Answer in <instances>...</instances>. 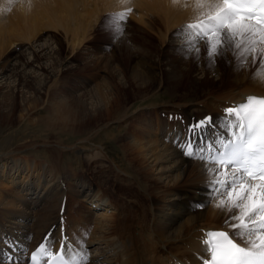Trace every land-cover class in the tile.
I'll return each mask as SVG.
<instances>
[{"label": "bare ground", "instance_id": "bare-ground-1", "mask_svg": "<svg viewBox=\"0 0 264 264\" xmlns=\"http://www.w3.org/2000/svg\"><path fill=\"white\" fill-rule=\"evenodd\" d=\"M133 1L127 0V3ZM136 1L147 12L142 26L150 32L165 28L164 33L160 31V44L166 43L164 55L144 54L139 45L133 49V36H114V48L104 57L107 74L99 75L98 79L91 78L93 84L89 87L84 81V95L71 97L70 102L65 101L66 90L59 94L65 89V82L58 84L56 76L70 63L69 56L61 55L63 44L56 35L53 38L49 34L52 36L49 40L53 42L43 43L42 30L48 27L54 34L59 31L65 43L70 44L71 53L81 51L83 43L90 40L93 22L98 19L95 17L99 13L97 10L124 9L127 3L124 0H19L12 12L0 19V119L15 117L17 107V117L24 119L47 104L45 115L32 122H42L47 127L57 120L66 123L72 118L73 123L80 126L96 116L105 118V124L91 129L88 137L119 122L117 136L109 132L105 135L111 140H122L119 147L129 166L120 168L110 160L105 181L112 175L115 177L113 183L136 187L129 191L134 195L143 193L148 207L139 211L140 206L137 210L133 204L124 206L104 194L99 184L85 182L84 172L76 171L70 164L59 163L64 149H89L85 144L88 137L73 145L52 144V161L48 165L20 155L22 150L35 149L37 144L33 142L1 152L0 251L22 257L23 264H27L30 251L50 234L58 249L62 229L74 244L77 239H87L92 261L101 260L103 264H202L199 257L206 256L201 244L204 231L226 229L225 220L230 214L215 207L211 189L206 184L208 177L204 163L186 156L178 143L188 137L190 125L208 116L217 126L207 130L208 135L214 137L223 131L219 124L225 108L241 102L248 95L264 96V80L253 77L259 64L252 63L249 57L247 66L239 68L231 50L211 63L203 53L196 57L182 50L183 36L178 32L173 35L175 37L170 34L179 25L182 28V24L195 19V0H176L175 3L173 0ZM31 4H36L35 8ZM60 9L73 10L72 16L68 19V14L61 15ZM76 10L80 17L76 16ZM89 17L93 22L87 21ZM43 20L49 24L43 26ZM177 36L180 37L178 42L174 40ZM12 37L26 38L32 44L27 48L17 47L19 49L15 51ZM199 47L202 51L207 49L202 42ZM23 52H28L35 64L25 60ZM42 60L48 63H41ZM129 81L134 84L139 99L165 86L176 91L184 85L192 102L181 98L166 101L162 105L180 110L168 111L165 115L152 105L148 114L138 110L132 118L127 107L122 105L119 92L129 85ZM206 85L208 89H201ZM75 87L74 93L83 88ZM69 91L73 93V88ZM158 134L164 135L159 138ZM102 150L99 148L95 155L104 153L107 156ZM147 186L149 190H146ZM73 195L77 202L75 210L83 208L85 202L87 210L95 213L94 226H89L88 220L82 221L80 211L77 212L80 216L74 219L68 218L72 213L65 215ZM87 230L92 231L87 233ZM93 244H96L94 249L91 248ZM0 264H8V261Z\"/></svg>", "mask_w": 264, "mask_h": 264}, {"label": "snow or ice", "instance_id": "snow-or-ice-1", "mask_svg": "<svg viewBox=\"0 0 264 264\" xmlns=\"http://www.w3.org/2000/svg\"><path fill=\"white\" fill-rule=\"evenodd\" d=\"M194 7L195 19L178 30L181 49L199 57L203 42L210 63L231 50L239 68L251 57L252 63L259 61L253 77L264 80V0H195ZM131 12L125 7L110 13L109 29L123 35ZM216 127L211 116L205 117L178 143L186 156L204 163L215 207L230 214L226 229L204 231L206 256L199 258L202 264H264V96L248 95L225 108L223 131L210 137L207 130ZM90 259L85 240L74 244L63 229L58 249L50 234L27 256L28 264H89ZM4 260L23 264L22 257L0 251Z\"/></svg>", "mask_w": 264, "mask_h": 264}, {"label": "rangeland", "instance_id": "rangeland-1", "mask_svg": "<svg viewBox=\"0 0 264 264\" xmlns=\"http://www.w3.org/2000/svg\"><path fill=\"white\" fill-rule=\"evenodd\" d=\"M13 1L15 2L13 3ZM18 1L19 0H0V15H1L0 19H2L1 17L3 15H4L3 17H6L9 13H11L15 3H18ZM28 2L30 3V1ZM34 5L36 4H31V6L35 8ZM132 5L135 8L133 7L134 9L128 16V19L124 25L123 34L129 37L133 36V39H131V42H132L131 45L133 46V49H135L134 46L136 47L137 45H139L141 51L144 54H150L153 56L157 54H160L161 56L164 55L163 53H164V48L166 47V43L164 45L160 43H161V35H162L161 33H164L165 28L163 27L162 30H159V31L155 30V31L150 32L149 29H147L144 25L142 26L141 24L144 21L145 14L147 12H144L142 5L138 3V1L134 0L133 2L127 3V5L123 7H129ZM113 9L111 8L108 10H104V9L102 10L101 8V10L100 9L97 10V12L99 13L95 12L97 13L95 14V17L97 16L98 18L96 19L94 17V19H96L95 22L92 21V17H89V19H87V21L89 22L92 21L95 25L92 29L90 40L83 43L82 45L83 47L81 51L76 50L77 52L75 51L71 53L70 52L71 49L68 48V45L70 44L65 43V40L62 39V35H60L61 33L59 31L56 32L57 34H54L53 30L48 27H46L47 28L46 30L44 29L42 30L41 32L42 37L40 38L45 39L43 43H45L46 41L48 43L53 42L49 40V38H52V36L50 35H53V38L56 35L58 39L60 38L63 44V52L61 53V55L63 57L69 56L68 62L70 63L67 65L66 69H64V71L63 70L60 71L56 75L58 84L62 85V83L65 82L63 83V85H65L64 86L65 89H61L59 92V94H61V93H65V90L67 91V93H65V95L67 96L65 98V101L70 102L71 97H77L76 95H81L83 91L86 89L85 88L86 86L89 87L91 86V84H93V79L91 78L98 79L99 75L103 76V74L104 75L107 74L108 72L107 67L106 66L104 67V62H105L104 57H107L108 56L107 54H111L114 48V45H113L114 43H112L113 39L115 38L114 36L123 37V35L118 36L109 29L107 22H106V18L108 17L110 13H116V12L124 10L125 8L124 9L119 8V9H114V10ZM60 11L62 10L60 9ZM72 11L73 10L67 11V12L62 11L61 15L66 13L68 14V19H69L72 16ZM81 12L84 13L83 10H81ZM78 13L80 12L76 10V14H77L76 16L80 17V14ZM187 23L188 22H185L184 24L181 23V24L183 26ZM48 24H49L48 21L43 20V26H47ZM74 25L75 24H73V26ZM138 25L139 26L141 25V28L138 27ZM179 29H181V25L177 27V30ZM177 30L174 31L173 34H170L171 32H169V34L171 35L170 37H175L173 35L177 34L178 32ZM12 38H14L12 39L13 41L12 47L15 51L16 49H19V48L20 49L23 47L27 48L30 44H32V41L30 42L26 38H18V37H12ZM178 39H180V37L178 36L177 38H174L176 42H178ZM161 47L163 50L161 49ZM87 50L89 51V53L88 52L86 53ZM206 51L207 49L203 51L201 50V53L207 56ZM23 56L25 60L29 61L30 63H34V58L33 57L31 58V55L28 52H23ZM101 59H103L104 61H100ZM97 61H100V63L96 64ZM258 62L259 61H257V64H259ZM41 63L47 64L48 62L42 60ZM115 63H117V60L115 61ZM198 64L199 66H201L200 62H198ZM85 78H88V79L85 80ZM84 81H86L85 82L86 86L84 84ZM75 86L83 87V88L74 93V91L77 90L75 89L76 88ZM69 88L71 89L73 88V93L72 91L71 92L69 91ZM201 89L205 90V89H208V87L207 85L202 86ZM172 90H173L172 88L165 86V87L158 89L157 91H154L149 96H145L139 99L138 98L139 96L137 95V90L134 84L131 81H129V85L126 88H124V90L122 88L119 89V92H120V97L122 99V105H124V107L125 106L127 107V111L130 112L129 115H131V117L133 118V115L138 110L139 112H144L148 114L149 110H152L149 108L152 105H155L156 109L158 108L157 111H162V112L164 111L165 115L167 114L168 111L174 113V111L180 110L179 108H173L172 106H169L168 104L162 105V103L166 101L167 102L176 101L177 99L181 98V99H184V101L192 102L191 100L192 97L190 94L187 93V89L184 85L179 86L176 91H172ZM43 97L45 98V94ZM85 97L88 98L89 96L86 95ZM46 105L47 104L41 105L38 111L35 110L31 112L27 117L25 116L24 119H19L17 117L18 107L17 109H15V112H16L15 117H12L10 120L4 119V118L0 119V153L12 151L16 147H19L20 145L24 144L25 142L27 144H32L33 142L37 144L35 145V147H33L35 149L22 150L23 152L22 153L20 152V155L28 156L29 158H34V160L35 159L36 161L39 160V162L43 161L45 162V164L48 165V164H51V161H52L51 151L52 149H54V148H51L52 144L54 143H57L58 145L76 144L77 141H80V140L82 141L83 139H86L88 137L87 134L91 129L94 130L100 127L101 125L105 124V118L101 119V117L99 116L93 117V119H90L89 122H86V121L83 122L80 126L77 125L75 121H74L75 123L74 124L72 118H71V121L67 119L66 123H62L61 121L59 123V121L57 120V122H55L51 126L47 124L48 125L47 127L43 126L42 122H37V121L32 122L31 120L45 115L44 110L46 109ZM142 107H145V108H142ZM198 110H199V107H198ZM198 110L196 111L193 110V111L198 112ZM165 115L161 114L162 117H165ZM124 124L125 122H123L122 125ZM109 126L110 127L107 126L106 128L99 130L97 133L94 132L90 134L91 136L88 137L89 139L85 144L89 146L91 149L89 148L87 150H81V149H71L70 150V147L67 149H64V152L61 153L62 158H60L59 163L64 166L70 164L71 166L75 168L76 171L84 172L85 174L83 176L84 177L83 180L85 182L87 183L92 182L94 184L95 183L99 184L98 187L102 189L104 194H106L110 198L114 197L112 199L114 200L117 199V201L122 203L124 206L128 204H133V206L136 207V210L139 209V206L141 207L139 211H142L145 208L147 210L148 207H147V203H146L143 193L136 192L137 194L134 195L129 191L130 188L134 190V188L136 187L122 186V185L120 186L115 181L113 183V180L115 179V177L112 175H110L107 181H105L107 178L108 165L110 164L109 163L110 160L113 161L114 164L118 165L120 168L126 169V167L129 166L128 160L124 158L125 156H124L123 149L119 147V145L121 144L120 142L121 139L118 137L120 139L119 141L117 140V138H115L114 140H111L109 138H106V135H105L107 134V132H109V133H113L112 134L113 136H117V133H119L118 132L119 122L117 123L114 122V124L112 123ZM163 135L164 134H158L159 138H161ZM98 147L102 148L103 149L102 151H104L108 157L104 155V153L99 156H96L95 152L97 153L99 149ZM78 174L81 176L80 173ZM151 185H154V184L151 183ZM147 189L149 190L148 186L146 187V190ZM133 196H136L137 199H135ZM72 197H71L72 200L70 201V203L75 208L73 207L70 208L71 204H69V207H67L68 208V211H67L68 214H67L65 213V207H64L65 215L69 216L72 213L71 214L72 218L71 216H69L68 218L74 219L77 216L79 217L81 214L83 215L82 217L80 216L82 221L84 220V222H86V220H88L87 223L89 224V226H94L93 221H95V217H96L95 213L91 212L90 210L89 211L87 210L86 205L88 204L85 205V202L83 204V208L80 207L78 208V210H75L77 207V202L74 201L75 196L73 195ZM130 201H133V203L132 202L130 203ZM124 206H122L123 210L125 209ZM79 211L82 213L78 215L77 212ZM75 221H77V219H75ZM79 228L81 229V227ZM91 231L92 230H87V233H91ZM84 240H85V243L87 244V239H84ZM95 246L96 244H93L91 248ZM3 252H6V251L4 250ZM92 255L93 254L90 253V256ZM92 258L93 256L91 257L89 261L90 264H93V263L103 264L101 260L92 261Z\"/></svg>", "mask_w": 264, "mask_h": 264}]
</instances>
